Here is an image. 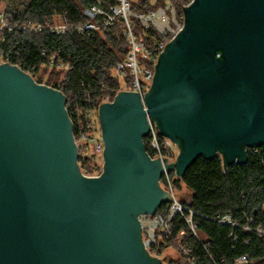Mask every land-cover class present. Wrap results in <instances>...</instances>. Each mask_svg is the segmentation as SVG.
Returning <instances> with one entry per match:
<instances>
[{"label":"water","instance_id":"1","mask_svg":"<svg viewBox=\"0 0 264 264\" xmlns=\"http://www.w3.org/2000/svg\"><path fill=\"white\" fill-rule=\"evenodd\" d=\"M183 13L145 104L122 90L100 105L96 177L80 170L63 91L0 62V264H162L139 215L173 200L164 166L182 178L201 156L227 168L264 145V0H192ZM149 117L176 143L174 162L150 156Z\"/></svg>","mask_w":264,"mask_h":264},{"label":"trees","instance_id":"2","mask_svg":"<svg viewBox=\"0 0 264 264\" xmlns=\"http://www.w3.org/2000/svg\"><path fill=\"white\" fill-rule=\"evenodd\" d=\"M100 1L12 2L6 10L12 26L31 21L45 29L40 32L21 29L3 31L0 46L11 53L12 61L19 62L23 69L30 71L37 82L63 91L68 105L78 103L83 109L90 106L99 108L107 87H119L121 77L116 73L115 65L125 59L130 48L122 18L112 25L105 24L106 13L118 1ZM170 1L179 12L188 2ZM165 2L137 0L130 1V6L133 11L146 12ZM94 5L105 13L90 19L84 9ZM58 21L70 25L93 22L98 28L79 31L69 27L58 34L49 29ZM132 21L134 30L146 46L156 51L155 42L160 39L159 34L154 29H144L137 19L132 18ZM57 51L63 65L51 63V57ZM145 144L148 148L147 138ZM182 183L191 193L189 199L183 202L196 212L197 235L191 232L184 220L177 217L174 232H185V240L199 258L197 264H205L211 259L214 261L210 264H236V258L243 255L250 258L246 264H264V145L258 146L257 152L249 154L246 163H233L227 168H224L220 155L211 159L201 156L188 167L182 178L174 179L175 188H181ZM226 214L232 215L237 223L235 227L216 219L218 215ZM187 263L191 264L188 260Z\"/></svg>","mask_w":264,"mask_h":264},{"label":"built area","instance_id":"3","mask_svg":"<svg viewBox=\"0 0 264 264\" xmlns=\"http://www.w3.org/2000/svg\"><path fill=\"white\" fill-rule=\"evenodd\" d=\"M116 5H111L109 12L106 13L105 24L112 25L118 18H122L126 24V36L130 48L123 61H119L115 65L116 73L121 77L119 87H107L104 96V102L113 101L116 94L122 90L138 92L144 101V95L149 90L155 74V65L159 54L164 49L167 43L173 40L176 35L183 29L184 13L179 12L177 7L170 0H166L164 5L150 9L146 12H136L131 9L130 0H117ZM154 1V0H153ZM192 0H188L185 5H188ZM98 3H101L98 0ZM184 7V6H183ZM84 13L90 19H94L98 14H104L98 5L90 8H85ZM0 34L3 31L13 32L17 29L34 30L37 32L45 29L44 26L34 24L28 21L23 24H12L9 21L8 14H0ZM3 16V17H2ZM132 18L137 19L144 29H154L160 36V39L155 42L156 51L153 48H148L145 41L137 34L133 27ZM75 27L79 31L97 29L98 26L93 22L86 24L70 25L68 23L56 24L50 26L52 32L58 34L64 33L67 28ZM5 41L4 37H1ZM58 51L52 55L51 63L63 65V61L58 56ZM59 60V61H58ZM0 62H10L22 67L19 62L12 61L11 53L0 46ZM68 67V65H65ZM25 70V69H24ZM27 71V70H25ZM29 72L31 75L32 73ZM69 116L73 123L74 140L78 149V164L81 172L85 176L96 177L103 171L104 166V141L102 139V130L99 119V108L92 106L83 109L77 103L70 106L66 103ZM150 132L148 134V152L152 158H158L162 161L168 158V162H174L179 154V149L176 143L168 136L161 134L155 122L149 117ZM248 154L257 152L256 148H248ZM165 165V164H164ZM178 178L174 171L163 169L160 180L161 186L169 191L173 200L162 204L154 214H140L139 221L142 230V241L146 250L152 255L159 258H164V249L168 248L172 241L178 240V246L183 252L186 259L191 264H197L199 258L194 254L192 246L185 240V232L180 230L174 232L175 218L184 220L191 232L197 235L198 224L195 221L196 212L180 201L176 195L174 187V179ZM216 219L220 223H227L236 226V221L232 215H218ZM263 232V230H260ZM212 258V257H211ZM214 260H207L205 264H210ZM250 261L248 255H243L236 258V264H246ZM162 262V264H164ZM176 264V263H173Z\"/></svg>","mask_w":264,"mask_h":264},{"label":"rangeland","instance_id":"4","mask_svg":"<svg viewBox=\"0 0 264 264\" xmlns=\"http://www.w3.org/2000/svg\"><path fill=\"white\" fill-rule=\"evenodd\" d=\"M23 1H28V0L0 1V14L6 13V10H8L10 3L13 2L15 4H20ZM130 1H137V0H130ZM57 24H61V22L58 21ZM175 190H176V195H177L178 199L182 202L184 199H189V196L191 195L189 189L183 183L181 184V188H179V189L176 188ZM163 253H164V256L166 257V261L164 264H173V263L188 264L186 257L184 256L183 252L181 251V249L178 246V240L172 241L171 245L168 248L164 249Z\"/></svg>","mask_w":264,"mask_h":264}]
</instances>
